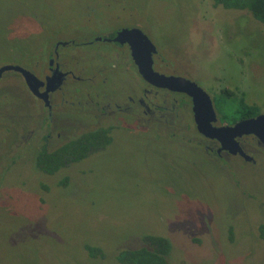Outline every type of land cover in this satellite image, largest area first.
I'll return each instance as SVG.
<instances>
[{
	"label": "rangeland",
	"instance_id": "rangeland-1",
	"mask_svg": "<svg viewBox=\"0 0 264 264\" xmlns=\"http://www.w3.org/2000/svg\"><path fill=\"white\" fill-rule=\"evenodd\" d=\"M86 24L92 27L85 30ZM122 25L140 29L165 58L164 67L197 82L214 97L218 111L232 113L235 99H241L264 113V24L247 10L226 9L211 0H0V66L10 64L19 49L37 52L50 49L57 38L74 39L80 45L68 46V67L86 84L84 78L97 74L84 70L86 64L105 58L89 53L90 46L110 44L84 43ZM21 79L13 71L3 73L5 104L17 101V94L31 98ZM137 92L132 95L140 96ZM74 93L66 98L98 99L94 89L89 96ZM161 97L157 102L170 109V95ZM33 99L28 109L20 103L15 109L0 106V156L14 142L16 150L22 149L29 131L33 141L32 159H21L0 179V264H119L116 254L145 245L148 235L170 240L168 264H264V239L257 232L264 221V159L258 175L251 176L236 160L225 165L213 159L209 165L201 154L166 139L148 149L151 141L143 146L138 131L157 128L165 136L189 129L185 139L197 146L195 126L183 116L154 125L136 110L126 123L119 113L97 123L71 121L64 130L67 138L106 124L116 128L114 142L86 163L48 175L36 169L33 155L44 135L54 132L52 142L59 141L56 134L62 131L51 129ZM169 109L165 112L173 113ZM64 177L66 185L60 183ZM8 200L11 210L4 209ZM86 245L99 247L101 255H90Z\"/></svg>",
	"mask_w": 264,
	"mask_h": 264
},
{
	"label": "flooded vegetation",
	"instance_id": "flooded-vegetation-1",
	"mask_svg": "<svg viewBox=\"0 0 264 264\" xmlns=\"http://www.w3.org/2000/svg\"><path fill=\"white\" fill-rule=\"evenodd\" d=\"M104 18L107 17L104 16ZM101 21L102 20H99L98 22L100 23ZM68 25L73 30L72 27L73 25L69 21H68ZM83 27L85 28V30H89L90 29L89 27L92 26L86 24ZM118 27L100 34L99 36H97L95 40H89L87 43H84V44H89L94 42L95 43L103 42V44H107V43L110 44L108 47L90 46L92 50L88 51L89 53L96 52L97 53L96 56L102 58L105 57V58L96 61L95 65L93 63L86 64L84 70L96 69L97 72L96 75L90 78L83 77L84 79H88L86 80V84L83 83L84 82L83 79L75 75L74 71L68 67L69 66L68 64L71 63L69 59L71 58V53H72L71 50L68 49L70 48L68 46L69 45L76 46L74 44L77 43L74 41V39H72V41L69 42L57 38L56 41L54 42V45L52 44V46L49 47L50 49L40 50L37 52L30 51L24 53L23 50L19 49L17 53L14 55L11 63L7 64V65H18L27 69L37 79V82L38 81L41 82V83L38 82L39 85L36 90L39 93H41V95L46 97L44 99L42 96L35 95L27 86L26 81L20 72L15 70H7V71H13L15 74H18V76L22 78L21 80L25 83V86L27 87L26 89L27 91H29L31 98H27V97L23 98L19 94H17V95H13L17 98V101L8 102L5 104L4 98L7 94L5 91L2 93L3 95L0 96V106L10 105L11 108L15 109L14 106H17L20 103L22 105L26 104L25 108L28 109V104L30 99L34 98L38 102H40V105L45 110L46 120L48 121V124L50 123L49 125H52L51 129L53 131L54 129L62 131V133L58 132L56 134V136L59 138V141L52 142V138H53L52 133L54 132L50 131L51 134L44 135V141L38 145L35 152H37L39 147L43 146V144H46V147L48 149H54L56 147L68 143L71 139L67 138L69 133H66L64 130L67 129V127H70L71 121H74V124L76 123L77 125H82V123H84L85 125L91 122L97 123L98 121H101V119L104 117L108 118V115L119 113L116 115H120L123 118L122 120L126 123L124 119L130 118L133 111L140 110V112L146 116V121L149 122V120H152V123L154 125H161L166 122L174 123L175 121H177L179 117L183 116L185 118L189 117V119L192 120L195 126V129L192 130V132H193V136H196L195 138H196L197 146H195L191 142V139L189 138L185 139V137L190 136L185 133L189 129H177L174 132L170 131V133L168 132L167 134H165V136L161 135L159 133L160 130L157 128H153V129L150 128L149 130L148 127L144 131L143 130L138 131L141 132L142 136L144 137V138L142 137L143 141L141 142L143 146H145L144 145L145 142L151 141L150 144L146 143L147 144L146 147L148 149H151L152 143L156 142V140L166 139L171 144H176L183 148H190V150H194L196 151V153L201 154L200 160L202 159L204 162L205 161L209 162L208 163L209 165L212 164L213 159L225 165L226 164L229 165V163L231 162L230 160L232 161L236 160L240 163V166H242V168L247 171L245 172V174L252 176V174L255 173L256 175H258V171H256V168L257 166L262 165V162L260 161L261 159H264V144L260 142L259 139L253 134H244L242 136L236 137V140L240 148L244 152V154L231 153L230 152L231 149L227 148V144L225 142L223 146L219 140L215 138L207 137L204 134H202L198 130L197 124L195 122L192 98L185 92L172 91L167 88L156 87L150 84L139 73L138 66L133 59L129 44L127 42L121 43L119 41H115V37L117 36L118 31L120 29L137 28V27L126 26V25L124 26L122 25L119 28ZM57 37H59V35ZM77 45H80V43H78ZM80 48L83 50L85 49V47H80ZM85 50L87 51V49ZM115 57L117 59L116 62L113 59ZM152 58H153V64H152L153 69L156 72L167 76L184 77L191 81H194L190 77H187V75H183V73H176L166 69L164 67L165 58H162L160 54H156L155 48L154 51L152 52ZM111 59H113L114 63L111 62L112 61ZM156 63L157 66H159V68L156 67ZM87 66H92V67H87ZM161 66L163 69L161 68ZM3 73L0 75V78L2 77ZM134 73L137 74V78L135 80L133 79L135 75ZM195 83L198 86H200L197 82ZM85 89H90V90L94 89L95 95L96 97H98V99L94 100V102L93 101L91 102V100L89 99L88 100L89 102L83 103L81 102V100H78L80 98H77L73 101H69L66 98L67 94L74 92L77 93L74 94L78 97L82 96L83 93L89 96L90 90L85 91ZM46 90H47V94L44 95L43 92ZM135 91H138L137 94L140 96L135 97V95H132ZM223 91L224 90H222L221 93H223ZM165 93L167 95H170V97L172 98V102H171L172 105L170 109L166 108V106H163L157 102L159 101V96L160 98H162L161 97L162 94ZM206 93L210 96L216 116V120L212 122L214 126L232 125L237 122L236 121L234 123L228 124L226 121H222L221 112L218 111L216 108L214 97H212L208 92ZM221 93L219 95H221ZM228 99H230V97H228ZM235 100L237 101L238 99ZM31 108L32 106H29L30 110ZM165 109H169L173 113L171 112L167 113L165 112ZM202 112L205 115V112L204 111ZM166 115L170 116V118H168ZM191 120L188 121V126H191ZM99 128L105 129L107 131L106 133L108 137L111 138V142L96 150L90 149V151L85 157L77 161H72L63 168H66L73 163H78V162L86 163L90 157H94L97 154H100L101 152H105L108 150V148L110 149L111 145L114 142L112 132L116 128H111L109 125L106 124H96L94 126L83 129L81 133L87 131H93ZM145 131L147 132V134L149 133L148 136L153 137V139H149V138L146 139L144 134ZM31 135H32V131H29L28 134L23 137V141L25 144L24 146H21L22 149L20 148L16 150L19 147V145L14 142L13 145L14 147L13 146L10 147V149L7 150V152L3 156H0V158L4 160V162L0 164V179H2L5 173H8L9 176V173L11 172L12 168L20 165L21 159H27L29 157L32 159L31 153H28L31 150L28 148L33 144ZM48 138L50 139V141ZM23 147H26L27 150H25ZM14 156H17L16 160L14 159ZM34 157H35V153L33 155V161H34ZM66 184L67 182L64 183L63 185ZM10 205L11 203L8 200L6 207L4 205L5 207L4 209L11 210ZM257 232H258V228H257Z\"/></svg>",
	"mask_w": 264,
	"mask_h": 264
},
{
	"label": "trees",
	"instance_id": "trees-1",
	"mask_svg": "<svg viewBox=\"0 0 264 264\" xmlns=\"http://www.w3.org/2000/svg\"><path fill=\"white\" fill-rule=\"evenodd\" d=\"M214 5L226 9L247 10L253 18L264 24V0H211ZM230 98V92L226 91ZM222 95V93H221ZM219 95V96H221ZM218 96V97H219ZM216 97V99H219ZM223 98V97H220ZM218 101V100H217ZM230 109L232 113L225 114L221 111V120L228 124L234 123L260 113L254 105H247L243 100H237ZM229 109V110H230ZM230 114V115H228ZM232 116V117H231ZM231 117V118H230ZM105 129H95L80 133L71 140L54 149H48L46 144L40 146L35 152L34 165L36 169L46 174H54L72 161L85 157L90 149L96 150L111 142ZM66 177L60 180L61 184L67 182ZM258 233L264 239V222L258 226ZM145 245L132 249H122L116 254L119 264H168L171 251V242L161 235H148L144 238ZM86 250L92 256L101 255L99 247L86 245Z\"/></svg>",
	"mask_w": 264,
	"mask_h": 264
},
{
	"label": "water",
	"instance_id": "water-1",
	"mask_svg": "<svg viewBox=\"0 0 264 264\" xmlns=\"http://www.w3.org/2000/svg\"><path fill=\"white\" fill-rule=\"evenodd\" d=\"M115 41L129 44L133 59L138 66L139 73L150 84L156 87L167 88L172 91H180L187 93L192 98L193 112L198 130L207 137L219 140L224 146L222 135L229 136L231 145V153L244 154L240 148L236 137L244 134H253L260 142L264 144V113H260L254 117L246 118L232 125L214 126L213 121L216 120L215 112L212 106L210 96L204 89L198 86L194 81L179 76H167L156 72L153 69L152 52L154 45L148 37L137 28H123L118 31ZM7 70H15L20 72L29 89L37 96L41 95L36 89L38 87L37 79L25 68L18 65H4L0 67V75ZM47 94V90L43 92ZM205 112V115L203 112ZM203 114V115H202Z\"/></svg>",
	"mask_w": 264,
	"mask_h": 264
},
{
	"label": "bare ground",
	"instance_id": "bare-ground-1",
	"mask_svg": "<svg viewBox=\"0 0 264 264\" xmlns=\"http://www.w3.org/2000/svg\"><path fill=\"white\" fill-rule=\"evenodd\" d=\"M222 140H223L227 145H231V139L229 138V136L222 135Z\"/></svg>",
	"mask_w": 264,
	"mask_h": 264
}]
</instances>
